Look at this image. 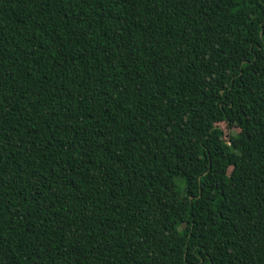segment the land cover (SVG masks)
<instances>
[{"label":"trees","instance_id":"obj_1","mask_svg":"<svg viewBox=\"0 0 264 264\" xmlns=\"http://www.w3.org/2000/svg\"><path fill=\"white\" fill-rule=\"evenodd\" d=\"M0 264H264V0H0Z\"/></svg>","mask_w":264,"mask_h":264},{"label":"rangeland","instance_id":"obj_2","mask_svg":"<svg viewBox=\"0 0 264 264\" xmlns=\"http://www.w3.org/2000/svg\"><path fill=\"white\" fill-rule=\"evenodd\" d=\"M218 126L222 129L223 134H224V139L227 140L229 135H233L234 133L237 132L236 129L229 128L226 124L221 123L218 124Z\"/></svg>","mask_w":264,"mask_h":264}]
</instances>
